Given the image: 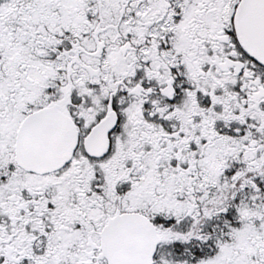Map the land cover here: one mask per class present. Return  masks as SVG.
<instances>
[{"label": "snow or ice", "instance_id": "snow-or-ice-1", "mask_svg": "<svg viewBox=\"0 0 264 264\" xmlns=\"http://www.w3.org/2000/svg\"><path fill=\"white\" fill-rule=\"evenodd\" d=\"M0 264H264V0H0Z\"/></svg>", "mask_w": 264, "mask_h": 264}]
</instances>
